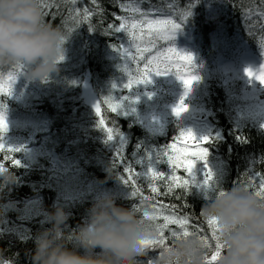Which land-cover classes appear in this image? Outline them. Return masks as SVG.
<instances>
[{
  "label": "trees",
  "instance_id": "trees-1",
  "mask_svg": "<svg viewBox=\"0 0 264 264\" xmlns=\"http://www.w3.org/2000/svg\"><path fill=\"white\" fill-rule=\"evenodd\" d=\"M72 8H79L81 15H69ZM86 8L91 13L84 19ZM150 11L147 18L171 19L180 28L175 36L165 34L148 51L137 53L128 33L115 31L122 23L117 17L145 19L142 13ZM46 22L65 35L59 72L43 81L32 80L21 67L12 78L0 77V122L5 123L0 124V166L16 177L13 184L0 183V252L13 264H33L35 238L51 227L48 214L56 208L68 214L65 231L70 234L87 223L90 209L102 197H113L125 209L139 203L121 175L144 174L149 167L169 173L170 166L160 156L171 145H175L169 148L173 156L190 158L178 144L186 129L180 116L172 111L164 114L163 127L156 131L142 122L144 116L167 110L163 98L171 96L168 91L175 84L162 70L155 74L158 62L149 66L147 61L169 48L196 58L193 62L199 68L192 73L196 80L205 72L212 76L194 91L209 124L201 146L207 156L201 162L214 171L193 178L178 168L177 177L189 181L188 193L174 188L170 195L153 194L143 175L136 183L142 195L156 196L162 204L175 205L177 214L193 217L187 226L190 231H197L193 225L199 223L210 236L200 215L202 207L220 190L243 185L254 191L252 185L264 178V123L246 113L248 107L254 108L249 105L248 80L231 71L244 54L264 62V0H77L75 4L59 0L56 18L49 16ZM220 57L226 69L218 67ZM148 71L157 76L156 85ZM226 74L229 80L224 79ZM145 79L150 82L143 83ZM86 82L99 111L83 96ZM104 129L114 130L112 140ZM121 149L122 161L116 157ZM126 165H131V173L124 171ZM155 183L164 193L162 183ZM210 243L214 248L215 242ZM158 251L147 257L154 258Z\"/></svg>",
  "mask_w": 264,
  "mask_h": 264
},
{
  "label": "clouds",
  "instance_id": "clouds-1",
  "mask_svg": "<svg viewBox=\"0 0 264 264\" xmlns=\"http://www.w3.org/2000/svg\"><path fill=\"white\" fill-rule=\"evenodd\" d=\"M64 41L60 28L46 22L40 0H0V77L16 75L21 67L32 80L58 73ZM15 182L14 173L0 167V183ZM200 214L219 226L221 252L215 264H264V200L248 187L220 190ZM68 219L63 208L48 214L51 227L35 238L33 264H145V241L155 237L146 236L133 209L117 206L113 197L99 199L87 223L70 234ZM214 251L195 236L182 237L160 250L156 264H207ZM0 264L13 262L0 252Z\"/></svg>",
  "mask_w": 264,
  "mask_h": 264
},
{
  "label": "snow or ice",
  "instance_id": "snow-or-ice-1",
  "mask_svg": "<svg viewBox=\"0 0 264 264\" xmlns=\"http://www.w3.org/2000/svg\"><path fill=\"white\" fill-rule=\"evenodd\" d=\"M77 0H70L71 4H75ZM58 4L59 0H40V7L42 9L43 15L45 16V20L47 17L51 16L54 20L56 18V11H58ZM50 9H56V11H50ZM68 11V10H66ZM134 11L139 12V9H134ZM156 12L159 9L154 10ZM91 13V9H84L82 15L84 19H87ZM75 14L77 17L81 15L79 8H72L69 11V15ZM146 18L145 19H132V20H125L122 17H117V19H121L122 23L119 27H115L116 32H121L122 30L127 32L129 37L131 38V44L135 46L137 53H142L144 51H148L149 47L154 46V42L158 39L163 37L165 34L168 36H175V33L180 28V23H174L171 19H158V18H147V16L151 15V11L149 13H142ZM259 19V18H257ZM169 52L174 51V49L169 48ZM161 57H164L161 59ZM63 59V57H61ZM133 60L136 57H132ZM185 59L192 60L193 57L191 55H185ZM162 63L167 64L168 58L164 55V53H159V55H154L152 59L147 61V65L151 66L154 63ZM151 76L153 73L148 71L147 73ZM156 75H160L161 71L157 69ZM9 78L14 77L13 74L8 75ZM197 79V78H196ZM140 81H138L139 83ZM150 80H143V83H149ZM184 85L186 90L185 95H187L188 90L192 84L190 80H183L181 81ZM131 81H129V84ZM261 83H264V79H261ZM129 85L126 84L125 87ZM97 107V105L95 106ZM116 111V109H112ZM97 111H99L97 107ZM174 113L177 117L181 115L183 111H186V106L183 103V99L180 102L179 107L177 106L174 108ZM103 124V121H101ZM108 134V140H112L114 136L113 129H104ZM119 133H115L118 135ZM181 137L185 134L181 133ZM191 136V134H188ZM175 145L168 146L164 152L160 156V160L167 165L170 166L171 171L169 173H165L163 171H158L156 168L149 167L148 171L144 174L135 173L128 178H125L121 175L119 178L122 182L127 185L131 189V196L133 198L139 197V203L134 205L133 211L138 214L142 213V218L138 219V225L140 226L141 230L146 234L148 237H155L154 239H147L145 244L150 251L159 250L155 257H149L146 259L145 264H156L161 252L160 250L170 246L167 241L171 240L172 242L181 239L182 237L187 236H195L197 237L203 245H205L208 249H213V245L210 241H214V249L215 251L207 258V264H214L218 259L220 252H221V245L219 242L218 232L219 226L212 220H206L208 229L211 230V235L208 236L203 232V225L197 223L193 226L196 228L197 231H190L187 227L190 222L192 221L193 217L180 213L177 214L178 210L176 209L175 205H167L160 203L156 196L149 195L144 196L142 195V189L137 185L136 180L137 177L146 176L148 180V186L151 189V193L156 195H170L173 193V189H181L184 192L188 193L189 191V181L187 178H180L177 177L176 172L177 169L183 167V169L190 174L191 170L194 166V159L191 158H181L179 155L173 156L169 151V148H174ZM187 152L185 148L183 150ZM122 149L118 151L117 158L121 161L123 157L121 156ZM196 155V159L203 160L207 156L206 149H201L200 152ZM167 157L165 161L163 158ZM14 163L19 165V161L15 160ZM139 163V161H137ZM3 167V166H0ZM125 172L131 173L132 168L131 165H126L124 167ZM156 180H159L162 183V186L165 188L164 193L159 192V187L155 183ZM252 187L255 189L253 194L258 197L259 199L264 200V178H261L258 183L253 184ZM176 199H180L179 196H176ZM201 215V214H200ZM202 217V216H201ZM147 221V222H146ZM170 225H176V228H170Z\"/></svg>",
  "mask_w": 264,
  "mask_h": 264
},
{
  "label": "rangeland",
  "instance_id": "rangeland-1",
  "mask_svg": "<svg viewBox=\"0 0 264 264\" xmlns=\"http://www.w3.org/2000/svg\"><path fill=\"white\" fill-rule=\"evenodd\" d=\"M164 55L168 58L167 64L158 63L160 70H162L167 76H170L169 83L175 84V87L172 88V90L168 91L170 92L169 95H171L169 98H163L164 102L167 104V110H159L158 115L159 116H144L142 118V122L145 127L151 128L154 131L159 130L163 127V118L164 114L170 113L169 111H172L171 114H174V108L177 106L179 107L181 100L183 99V103L186 106V111H183L180 115L182 118V121L186 125V129L184 130V136L179 140L178 144L182 147H185L187 149V154H189L191 159H194V166L191 170V173L189 174L191 177L195 178L196 175L202 174L204 177L210 176L213 171L214 167L212 165L206 164L202 160L196 159V155L201 150V146L207 139V131H208V121L207 116L205 115V111L200 109L197 100L195 99L196 92L194 91L197 87H201L205 85L206 81L211 78L212 76L205 72L200 76V81L196 80V74H192L196 71L197 68H199V65L195 64L193 60L196 58L193 57L192 60L185 59V53L184 51H181L179 49H174V51L169 52L168 50L163 51ZM251 54L248 56L245 55L242 57V55L239 57L240 64L237 67H234L231 71H234V76H242L247 78L249 83V92H248V100L249 105H253L254 108H249L247 110V114H251L253 116L259 117L261 120H263L264 123V83H261V79H264V62H260L257 60V58L250 57ZM164 57H161L163 59ZM230 65L228 64V68L230 69ZM221 69H226L224 65H220ZM176 73H178L176 75ZM193 75L192 77H190ZM151 79V84L156 85L157 84V76L152 74L149 76ZM225 80H229L230 77L228 74L224 76ZM183 80H190L192 81V84L188 90L187 95H185V88L181 81ZM200 83H196V82ZM168 82V80H167ZM196 83V84H194ZM169 87V86H168ZM9 89V87H8ZM12 89H10L11 91ZM176 94V96L174 95ZM174 95V96H173ZM83 96L87 102L92 108L97 110L98 103L97 99L95 97V94L88 82L84 84L83 87ZM256 98V99H255ZM167 101V102H166ZM258 101V102H257ZM176 103L178 102V105L172 106L170 103ZM259 103V104H258ZM97 105V107H95ZM177 117V116H176ZM0 124L3 126L5 123L0 122ZM191 134L189 136L188 134ZM188 174V173H187ZM148 257H146L147 259Z\"/></svg>",
  "mask_w": 264,
  "mask_h": 264
}]
</instances>
